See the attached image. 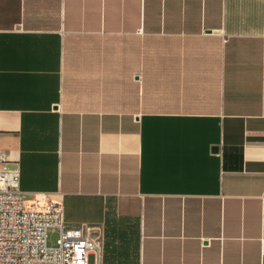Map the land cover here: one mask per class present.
Segmentation results:
<instances>
[{"label":"crops","instance_id":"0c3cea01","mask_svg":"<svg viewBox=\"0 0 264 264\" xmlns=\"http://www.w3.org/2000/svg\"><path fill=\"white\" fill-rule=\"evenodd\" d=\"M0 153L101 264H264V0H0Z\"/></svg>","mask_w":264,"mask_h":264},{"label":"built area","instance_id":"2783aa9c","mask_svg":"<svg viewBox=\"0 0 264 264\" xmlns=\"http://www.w3.org/2000/svg\"><path fill=\"white\" fill-rule=\"evenodd\" d=\"M19 169L0 153V264H101V245L87 225L67 226L61 203L28 208ZM50 232H58L49 246Z\"/></svg>","mask_w":264,"mask_h":264},{"label":"rangeland","instance_id":"374dc122","mask_svg":"<svg viewBox=\"0 0 264 264\" xmlns=\"http://www.w3.org/2000/svg\"><path fill=\"white\" fill-rule=\"evenodd\" d=\"M58 239V232H50L49 234V246H55Z\"/></svg>","mask_w":264,"mask_h":264},{"label":"bare ground","instance_id":"6f19581e","mask_svg":"<svg viewBox=\"0 0 264 264\" xmlns=\"http://www.w3.org/2000/svg\"><path fill=\"white\" fill-rule=\"evenodd\" d=\"M26 205H27V207L28 208H35V209H38V210H40L41 208H42V206L41 207H39L38 205H33V204H29V203H26Z\"/></svg>","mask_w":264,"mask_h":264}]
</instances>
